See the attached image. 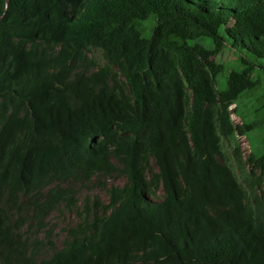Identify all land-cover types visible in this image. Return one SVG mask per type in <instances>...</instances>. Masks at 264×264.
I'll list each match as a JSON object with an SVG mask.
<instances>
[{"label":"trees","instance_id":"16d2710c","mask_svg":"<svg viewBox=\"0 0 264 264\" xmlns=\"http://www.w3.org/2000/svg\"><path fill=\"white\" fill-rule=\"evenodd\" d=\"M0 264H264V0H0Z\"/></svg>","mask_w":264,"mask_h":264},{"label":"rangeland","instance_id":"374dc122","mask_svg":"<svg viewBox=\"0 0 264 264\" xmlns=\"http://www.w3.org/2000/svg\"><path fill=\"white\" fill-rule=\"evenodd\" d=\"M203 42H205L206 44H210L209 41L207 40H204ZM96 54L97 57L101 59L102 57L101 53L99 51H96ZM218 58H220V56H218ZM224 58L229 62H231L232 60L231 56L228 53L224 54ZM223 77L224 76L221 75L219 78L222 84L226 81V79H224ZM232 118L236 123H240L242 121V118L235 113H233ZM237 140L240 144L243 155L247 156L251 152L250 141L245 136L242 135H238ZM231 151L232 148L230 152ZM122 183L123 180L118 178H113L106 181V184L108 185H120ZM79 192H80V196H79L80 200H83L86 196H91L92 198L97 196L99 199L103 201H106L108 199V194L105 192L104 189H101L99 185L97 186L89 185L87 188L80 189ZM51 220L53 221L54 231L56 237L58 238V243L60 244L66 234V228L74 224L77 221V217L72 213L64 212L62 214L56 213L51 217Z\"/></svg>","mask_w":264,"mask_h":264}]
</instances>
